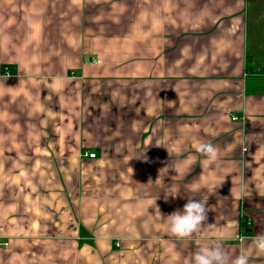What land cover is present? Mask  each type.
Masks as SVG:
<instances>
[{"label": "crops", "instance_id": "obj_1", "mask_svg": "<svg viewBox=\"0 0 264 264\" xmlns=\"http://www.w3.org/2000/svg\"><path fill=\"white\" fill-rule=\"evenodd\" d=\"M189 198L212 227L181 240ZM260 233L264 0H0V264H183Z\"/></svg>", "mask_w": 264, "mask_h": 264}, {"label": "clouds", "instance_id": "obj_2", "mask_svg": "<svg viewBox=\"0 0 264 264\" xmlns=\"http://www.w3.org/2000/svg\"><path fill=\"white\" fill-rule=\"evenodd\" d=\"M195 151L204 157V162L209 167H214L219 162V150L210 142L202 141L197 143L195 145ZM170 168L177 171L175 167H169V165H167L159 170L158 179L162 175L168 174ZM223 181H220L217 187ZM169 197L172 199H176L177 197L183 198L181 196V189L175 188L165 192L164 198L166 201ZM151 206L155 208L156 214L161 215L159 207L156 206V200ZM208 210L206 200L189 198L187 203L184 205L183 210H176L167 215L166 221L170 234L175 236L177 239L185 240L196 234L205 233L212 227L211 224L206 223L208 219ZM237 240L240 250L239 255H231L225 248L223 240L217 239L211 244L198 247L190 257L183 261V264H249L253 253H256L257 255L264 254V233L251 237L250 242L249 237L244 235H239Z\"/></svg>", "mask_w": 264, "mask_h": 264}, {"label": "built area", "instance_id": "obj_3", "mask_svg": "<svg viewBox=\"0 0 264 264\" xmlns=\"http://www.w3.org/2000/svg\"><path fill=\"white\" fill-rule=\"evenodd\" d=\"M231 120L233 121V122H238L239 120H240V117L238 116V115H235V114H232L231 115ZM85 156H87V157H89V158H91V159H94V158H96V154H92V153H85ZM120 245H118V247H119Z\"/></svg>", "mask_w": 264, "mask_h": 264}]
</instances>
